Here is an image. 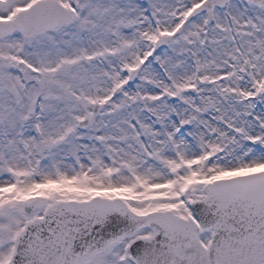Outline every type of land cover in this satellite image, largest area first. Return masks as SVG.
Returning a JSON list of instances; mask_svg holds the SVG:
<instances>
[{
  "label": "snow or ice",
  "instance_id": "obj_1",
  "mask_svg": "<svg viewBox=\"0 0 264 264\" xmlns=\"http://www.w3.org/2000/svg\"><path fill=\"white\" fill-rule=\"evenodd\" d=\"M0 264H264V0H0Z\"/></svg>",
  "mask_w": 264,
  "mask_h": 264
}]
</instances>
